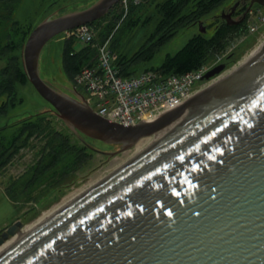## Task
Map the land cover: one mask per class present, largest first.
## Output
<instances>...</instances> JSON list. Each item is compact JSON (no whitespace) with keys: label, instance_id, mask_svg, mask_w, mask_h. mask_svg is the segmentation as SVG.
<instances>
[{"label":"water","instance_id":"obj_1","mask_svg":"<svg viewBox=\"0 0 264 264\" xmlns=\"http://www.w3.org/2000/svg\"><path fill=\"white\" fill-rule=\"evenodd\" d=\"M119 2L97 0L37 25L22 55L29 81L74 131L120 146L110 154L178 123L0 253V264H264V42L178 107L114 122L46 82L39 61L52 38ZM225 70L221 63L205 78ZM23 226L4 229L0 246Z\"/></svg>","mask_w":264,"mask_h":264},{"label":"rangeland","instance_id":"obj_2","mask_svg":"<svg viewBox=\"0 0 264 264\" xmlns=\"http://www.w3.org/2000/svg\"><path fill=\"white\" fill-rule=\"evenodd\" d=\"M96 1L18 0L13 13L14 26L10 39L15 43V50L0 60V66L5 65L12 56L17 57L19 63L23 62L24 45L30 32L37 25L50 18L85 9ZM163 1L142 0L140 3L131 4L136 5L134 11L119 2L103 19H100V22L92 24L97 34V42L92 46H97L111 38V47L118 56L131 57L148 42L150 35L155 31L157 22L161 18L158 5ZM253 1L226 0L195 24L180 29L170 41L156 51L151 59L136 62L131 67L133 73L137 74L151 67L157 68L168 54H175L196 34L211 37L215 28L227 20L228 15L236 21L245 17L247 23L250 17L255 21L257 13H264V5ZM250 10L256 15L250 14ZM117 15L121 16L117 17ZM64 39L65 35L62 33L45 45L40 54L39 71L42 78L53 87L76 97L68 90L72 80L67 79L62 66ZM263 42L264 25H261L256 33H248L245 28L244 31L234 35L223 50L209 58L206 64H213L214 67L217 61L225 63L226 73L248 59ZM83 46L85 45L75 40L76 49ZM218 55H222L219 60H217ZM6 100L8 108L7 112L0 116V128L13 127L24 120L38 121L43 117L53 133L69 137L74 143H86L96 150L92 151L87 160L79 166L70 180L71 183L58 182L54 186L32 189L26 185L31 176V169L47 152L43 148L45 138L32 136L28 145L20 148L13 155L10 163L0 171V233L17 220L23 222L22 230L34 229L37 224L53 216L60 208L87 192L154 142V135L145 137L130 149L110 154L108 152H115L120 146L104 143L74 131L57 115L53 106L38 93L30 81L17 82L14 94L11 97L6 96Z\"/></svg>","mask_w":264,"mask_h":264},{"label":"trees","instance_id":"obj_3","mask_svg":"<svg viewBox=\"0 0 264 264\" xmlns=\"http://www.w3.org/2000/svg\"><path fill=\"white\" fill-rule=\"evenodd\" d=\"M225 1L164 0L159 3L161 18L157 22L155 31L150 35L148 42L143 44L134 55L131 57L119 55L118 64L121 72L124 75L133 74L134 70L131 67L136 62L151 59L156 51L170 41L180 29L195 24ZM17 2L18 0H0V60L15 50V43L10 39L14 26L12 18ZM130 5V9L134 11L136 5ZM98 22L100 20L91 24ZM246 27V17L238 22L227 19L215 28L211 37L194 35L175 54H168L155 69L166 75L183 74L197 69L223 50L230 39L244 31ZM74 42V38L65 39L62 52V66L69 81L73 80L83 67L94 65L97 59L95 47L86 45L76 49ZM18 60L17 57L12 56L5 65L0 66V116L7 112L6 96L11 97L14 94L15 84L29 81L23 62L19 63ZM32 136L45 138L43 148L47 151L31 169V176L26 185L32 189L54 186L58 182L71 183L70 180L79 166L87 160L92 151L96 150L86 143H74L69 137L53 133L43 117L38 121L24 120L13 127L0 128V171L10 163L13 155L20 148L28 145Z\"/></svg>","mask_w":264,"mask_h":264},{"label":"built area","instance_id":"obj_4","mask_svg":"<svg viewBox=\"0 0 264 264\" xmlns=\"http://www.w3.org/2000/svg\"><path fill=\"white\" fill-rule=\"evenodd\" d=\"M142 0H121L128 8L130 3ZM250 14L256 15L252 10ZM254 21L249 19L248 33H256L264 25V13L259 12ZM79 43L95 44L97 34L89 24L65 32ZM222 55L217 56L219 60ZM118 55L110 47V38L97 44V62L78 72L73 80V89L83 95L90 106L105 118L123 124L150 121L162 113L178 107L199 90L215 82L224 73L206 79L213 64L205 63L183 74L166 75L153 68L137 74L124 75L118 65ZM218 65L220 61L216 62ZM215 67V66H214Z\"/></svg>","mask_w":264,"mask_h":264},{"label":"bare ground","instance_id":"obj_5","mask_svg":"<svg viewBox=\"0 0 264 264\" xmlns=\"http://www.w3.org/2000/svg\"><path fill=\"white\" fill-rule=\"evenodd\" d=\"M254 52H256V50L254 51ZM253 52V53H254ZM252 53V54H253ZM251 54V55H252ZM250 55V56H251ZM249 56V57H250ZM248 57V58H249ZM178 122H176L175 124H173V125H171V126H169V127H167V128H165L164 130H161L160 132H158V133H156L154 136H153V138H154V142L153 143H155L156 141H158V140H160L163 136H165L173 127H175V125L177 124ZM149 138V137H148ZM60 209H62V208H60ZM55 214V213H54ZM53 214V215H54ZM51 217V216H50ZM49 217V218H50ZM48 219V218H47ZM46 219V220H47ZM45 220V221H46ZM44 222V221H43ZM42 222V223H43ZM42 223H40V224H42ZM39 224V225H40ZM38 224H37V226L36 227H38L39 226ZM35 227V228H36ZM34 228V229H35ZM34 229H32V230H34ZM22 230V229H21ZM19 231L18 233H16L15 235H13V237L12 238H10V239H8L7 241H5V243H3L1 246H0V253H2L4 250H6L7 248H9L10 246H12L14 243H16L17 241H19L20 239H22L24 236H26L28 233H30L32 230H31V228H24L22 231ZM27 233V234H26Z\"/></svg>","mask_w":264,"mask_h":264},{"label":"flooded vegetation","instance_id":"obj_6","mask_svg":"<svg viewBox=\"0 0 264 264\" xmlns=\"http://www.w3.org/2000/svg\"><path fill=\"white\" fill-rule=\"evenodd\" d=\"M253 2H254V3H261V4L264 5V0H254Z\"/></svg>","mask_w":264,"mask_h":264}]
</instances>
